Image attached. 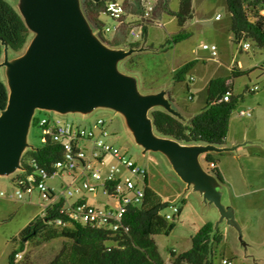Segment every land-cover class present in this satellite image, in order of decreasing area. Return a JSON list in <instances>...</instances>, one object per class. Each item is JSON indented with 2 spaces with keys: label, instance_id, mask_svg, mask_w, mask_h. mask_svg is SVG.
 Wrapping results in <instances>:
<instances>
[{
  "label": "rangeland",
  "instance_id": "374dc122",
  "mask_svg": "<svg viewBox=\"0 0 264 264\" xmlns=\"http://www.w3.org/2000/svg\"><path fill=\"white\" fill-rule=\"evenodd\" d=\"M89 0H71L77 13L85 23L89 37L102 50L112 55H124L115 62V73L130 82L137 99H146L152 90L172 97L176 105L202 108L207 103L208 82L218 78H231L234 95L241 96L236 109L231 115L226 145L210 152V146L203 143L193 144L194 154L186 160L188 177H197V181H184L173 167L171 157L163 151L145 150L137 140L136 132L127 117L105 106H93L82 113L62 112L58 116L53 109L33 112V117H55L65 122L91 129L97 120L107 122L111 135L109 142L128 158L146 169L149 177L148 187L154 191L163 204H167L161 215L173 217L170 224H175L169 236H156L154 240L165 264H172V252L177 255L188 251L191 238L206 224L210 223L221 236V242L215 246L214 264L227 260L232 264H264V49L251 41L240 46L233 43L231 17L226 0H192V18L181 29L176 18L161 12L160 2L156 3L157 14L147 26V40L133 39L129 36L140 19L137 2L140 0H116L121 4L128 1L129 7L124 17L122 33L110 32L106 36L95 34L93 26L86 18V3ZM180 0H170L168 9L177 12ZM255 0H247V3ZM31 0H9L11 6L27 23V13ZM125 6V5H124ZM220 16V20L216 18ZM101 23L105 27H114L116 23L102 15ZM29 40L25 48L17 53L9 52L5 47L0 62V78L9 94L12 93V75L5 66L8 61L15 68L26 59L38 39V34L29 26ZM103 28L100 30L102 34ZM186 32L190 38L175 45L166 52L161 48L174 36ZM96 35V36H95ZM140 43L138 48L132 45ZM250 44L248 53L242 51L243 44ZM203 45L216 46L217 61L212 60ZM196 62L186 75L185 81L175 83L176 72L184 65ZM239 62L247 73L233 78L232 68ZM258 86L255 94H247L246 88ZM188 88L193 93L190 101ZM195 92V93H194ZM162 100L164 98L159 96ZM193 100V98H192ZM166 111L162 104L152 105L145 116L152 125L151 114L154 111ZM93 111V112H92ZM252 112L253 117L243 119L239 112ZM156 139H164L157 135ZM41 129L32 126V118L24 139V147L37 149L41 147ZM173 142V141H172ZM213 155L220 165L223 180L214 175L207 156ZM30 160V159H25ZM111 163L115 164L114 161ZM17 175L14 170L8 175L0 174V193L13 194L12 179ZM196 179V178H195ZM70 182L71 179L65 178ZM51 185H62L56 179ZM64 190V189H62ZM89 203L104 206L110 201L99 191L89 195ZM43 206V207H42ZM48 202L38 193L25 197L22 201H12L0 197V264H9L10 256L17 253L20 258L14 264H49L61 252L64 238L46 242L39 235L29 239L30 225L38 219L45 218L44 207ZM182 208L179 216H174L173 209ZM51 226V225H50ZM52 228V226H51ZM61 229H57L60 232Z\"/></svg>",
  "mask_w": 264,
  "mask_h": 264
},
{
  "label": "trees",
  "instance_id": "16d2710c",
  "mask_svg": "<svg viewBox=\"0 0 264 264\" xmlns=\"http://www.w3.org/2000/svg\"><path fill=\"white\" fill-rule=\"evenodd\" d=\"M115 1L89 0L86 3V18L95 31L104 28L100 17L105 12L106 5ZM169 3L170 0H165L157 6L162 13L176 18L179 27L183 29L192 18V0H180L177 12L168 9ZM226 4L231 17L233 43L240 46L243 42L251 41L260 49H264V0H255L251 3H247V0H226ZM124 5L127 10L128 1ZM137 5L138 14L141 15L139 1ZM156 14L157 7L152 19ZM122 27L118 29V33H122ZM147 30V26L142 30V41L147 40ZM99 36L103 35L99 34ZM190 37V34L182 32L168 40L161 50L166 52ZM28 40V26L9 0H0V62L5 47L9 52L17 53L25 48ZM139 46L140 43L132 45L136 48ZM195 65L196 62H191L179 69L174 76L175 83L184 82L186 75ZM231 74L235 79L245 76L246 72L232 68ZM227 93L231 94L229 102L223 100V96ZM9 98V91L0 78V116L7 109ZM240 98L241 96L236 97L233 94L232 86L225 85L224 79L212 80L207 88L206 106L188 125H184L171 114L159 110L151 114L153 129L161 138L177 144L203 143L215 147L225 146L230 118ZM32 126H37V120L32 121ZM25 159L35 160L40 167L51 171L52 164L61 159V151L58 146L49 143L28 151L24 161ZM206 161L212 163L214 160L211 156H207ZM213 172L222 182L220 171L215 169ZM167 208L168 205L163 204L158 195L147 187L143 206L130 209L125 217L124 224L130 229V237L123 243L124 249H115L111 252H107L104 246L109 238V233L106 231L79 224L63 228L60 232L54 227L51 228L45 220H53L56 216L55 212L50 213L46 219L35 220L30 225L28 238L41 235L46 242L59 238L70 242L64 244L61 252L49 264H165L154 237L169 236L175 229V224H170L161 215ZM220 242L221 236L215 231L214 226L208 223L192 238L189 251L179 255L172 252V264H214L215 246ZM16 255L17 253H14L10 256L9 264H14Z\"/></svg>",
  "mask_w": 264,
  "mask_h": 264
},
{
  "label": "water",
  "instance_id": "95a60500",
  "mask_svg": "<svg viewBox=\"0 0 264 264\" xmlns=\"http://www.w3.org/2000/svg\"><path fill=\"white\" fill-rule=\"evenodd\" d=\"M28 26L38 34L29 55L12 75L9 104L0 116V174L19 167L25 135L33 112L39 110L82 113L93 106H105L123 113L148 151L166 152L184 181L186 160L194 153L167 139H156L146 118L148 108L167 105L160 97L137 99L132 84L115 73V62L124 55H112L92 40L71 0H32Z\"/></svg>",
  "mask_w": 264,
  "mask_h": 264
},
{
  "label": "built area",
  "instance_id": "2783aa9c",
  "mask_svg": "<svg viewBox=\"0 0 264 264\" xmlns=\"http://www.w3.org/2000/svg\"><path fill=\"white\" fill-rule=\"evenodd\" d=\"M155 4L153 0H140L142 14L135 27L130 29L131 38H142L143 28L149 21L152 22ZM102 15L116 23L114 27L104 26L102 35L106 36L111 31L116 33L123 25L126 9L117 1L110 2ZM216 20H220V16ZM95 34H101V31H96ZM202 48L210 53L212 60L217 61L216 46L203 45ZM241 49L247 53L251 46L246 43ZM224 83L231 86V78L224 79ZM258 90L259 87L250 88L248 93L253 94ZM230 97L231 94L227 93L223 100L229 102ZM54 111L58 116L62 113ZM239 116L248 119L252 117V113L241 111ZM35 120L37 127L41 129V147L49 143L58 146L61 159L53 163L49 171L40 167L35 160L24 161L28 153L24 151L20 156L19 167L15 169L17 175L12 179L13 194L1 192L0 197L22 201L25 197L38 193L42 200L48 202V206L44 207L43 219L52 212L56 215L51 221L46 219V224L55 229L79 224L103 230L109 233V238L104 244L107 252L124 249L123 243L130 237V229L125 226L124 220L130 209L141 208L144 204L148 187L146 169L109 142L111 135L108 132V124L103 119L97 120L89 130L67 123L61 118H36L32 115V121ZM26 150L33 149L26 147ZM210 167L215 169L216 165L212 163ZM65 178L71 181L67 182ZM56 179L60 180L61 188L57 189L55 185H51ZM99 191L109 199L108 204L92 205L86 200L89 195L96 197ZM179 213L178 208L173 209L174 216ZM164 217L167 221L173 219L170 215ZM15 258L20 256L17 254ZM222 264L232 263L223 260Z\"/></svg>",
  "mask_w": 264,
  "mask_h": 264
},
{
  "label": "crops",
  "instance_id": "0c3cea01",
  "mask_svg": "<svg viewBox=\"0 0 264 264\" xmlns=\"http://www.w3.org/2000/svg\"><path fill=\"white\" fill-rule=\"evenodd\" d=\"M248 53V52H247ZM216 62V61H215ZM237 69L238 70H240V71H242V72H245L244 71V67L242 66V64L239 62V64L237 65ZM247 74V73H246ZM222 79H230V78H228V77H226V78H222ZM211 82V80L208 82V83H210ZM209 85V84H208ZM232 86V85H231ZM254 87H258V86H253V87H247L246 88V93L247 94H249L248 93V89H250V88H254ZM232 88H233V86H232ZM260 89V88H259ZM160 91L161 90H159V89H157L156 91H154V90H152L151 92H149V93H147L146 95H145V97L146 98H153V97H159V96H162L163 98H164V101L167 103V105L165 106V105H163L164 106V108H166V111H168V112H166V113H169V114H171L172 116H174L175 118H177L178 120H180L184 125H188L189 123H190V121L194 118V117H196L198 114H200V112L204 109V105H203V107L202 108H197V109H194L193 108V106H189V107H180V106H178V105H176V102L172 99V97L170 96L171 94H169L168 96H166V94H164V93H160ZM234 91V90H233ZM259 91V90H258ZM257 91V92H258ZM188 93L190 94V96H189V99L188 100H190V101H194V97H193V93H191V89L190 88H188ZM195 93V92H194ZM256 93V92H255ZM255 93H253V94H255ZM233 94H234V92H233ZM192 98H193V100H192ZM252 113V112H251ZM252 117H253V113H252ZM251 117V118H252ZM248 119H250V118H248ZM181 147H183V148H185V149H187V150H190V151H192L193 150V144H189V145H183V144H179ZM216 148H219V147H215V146H210V152L211 151H213L214 149H216ZM193 152V151H192ZM194 153V152H193ZM209 156H211L212 157V159L214 160L212 163H214L215 165H216V168L215 169H217V170H219L220 171V165H218V161L213 157V155H209ZM212 163H210V165L212 164ZM211 168V167H210ZM212 169V168H211ZM215 169H212V170H215ZM221 173V172H220ZM222 175V174H221ZM180 177V176H179ZM181 178V177H180ZM192 179H191V181H189V182H194V181H197V177H193V175H192V177H191ZM222 178H223V176H222ZM223 182H224V180H223ZM56 186V188L58 189V188H61V186H58V185H55ZM95 198V197H94ZM86 200L89 202V198L88 197H86ZM94 205H96V204H94ZM182 212V208H180V213ZM194 237V236H193ZM192 237V238H193ZM192 238H191V240H192ZM190 249H191V247H190ZM189 249V250H190ZM188 250V251H189ZM187 252V251H186Z\"/></svg>",
  "mask_w": 264,
  "mask_h": 264
},
{
  "label": "flooded vegetation",
  "instance_id": "af4514ba",
  "mask_svg": "<svg viewBox=\"0 0 264 264\" xmlns=\"http://www.w3.org/2000/svg\"><path fill=\"white\" fill-rule=\"evenodd\" d=\"M32 1V0H31ZM38 1H40L41 2V0H38ZM31 3V2H30Z\"/></svg>",
  "mask_w": 264,
  "mask_h": 264
},
{
  "label": "clouds",
  "instance_id": "9594fccd",
  "mask_svg": "<svg viewBox=\"0 0 264 264\" xmlns=\"http://www.w3.org/2000/svg\"><path fill=\"white\" fill-rule=\"evenodd\" d=\"M179 210H180V209H179ZM179 215H180V213H179ZM179 215H178V216H179Z\"/></svg>",
  "mask_w": 264,
  "mask_h": 264
}]
</instances>
